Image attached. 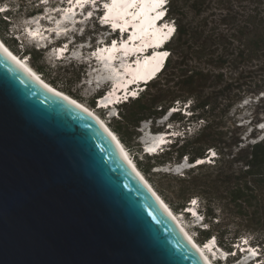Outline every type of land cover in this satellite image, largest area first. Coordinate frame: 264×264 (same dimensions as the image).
<instances>
[{
  "label": "trees",
  "instance_id": "trees-1",
  "mask_svg": "<svg viewBox=\"0 0 264 264\" xmlns=\"http://www.w3.org/2000/svg\"><path fill=\"white\" fill-rule=\"evenodd\" d=\"M40 1L0 0L6 8L0 12V38L6 45L12 21L42 14ZM167 21L175 33L163 49L169 53L163 69L136 97L116 107L110 129L137 154L142 152L135 143L141 123L149 122L153 134L176 130L179 135L158 154L145 153L136 168L148 178L158 177V182L147 181L175 215L188 218L194 210L199 216L198 245L214 241L228 254V264L239 259L235 246L240 242L264 255V137L253 132L262 123L257 115L264 116V0H169ZM30 50L28 60L43 78L46 69L35 55L44 50ZM47 83L55 88L52 80ZM248 99L256 115L249 133L238 119L239 105ZM169 113L167 129L155 128ZM185 163L179 174L152 172Z\"/></svg>",
  "mask_w": 264,
  "mask_h": 264
},
{
  "label": "water",
  "instance_id": "water-1",
  "mask_svg": "<svg viewBox=\"0 0 264 264\" xmlns=\"http://www.w3.org/2000/svg\"><path fill=\"white\" fill-rule=\"evenodd\" d=\"M0 264H209L113 134L2 49Z\"/></svg>",
  "mask_w": 264,
  "mask_h": 264
},
{
  "label": "rangeland",
  "instance_id": "rangeland-1",
  "mask_svg": "<svg viewBox=\"0 0 264 264\" xmlns=\"http://www.w3.org/2000/svg\"><path fill=\"white\" fill-rule=\"evenodd\" d=\"M52 3H55V5H52ZM52 3L51 0H43L38 2L39 6H41L42 8V14L40 15H36L33 17L21 16L15 18L4 34L5 39L9 40V44L6 45L1 38L0 40L5 46H7L8 49L13 50L12 52L20 57V59H25V62L39 76H41L39 72L31 65V58H29L28 60L27 52H30V49L35 48L36 50H38L39 48L44 47V43L46 42V40H48L47 37H51L49 41L53 43L54 46L63 48L61 51H58L59 56H63V52L69 49V53H67L61 61H58L59 59H56L54 51H48L44 54L36 53L35 57L36 59H38V64L44 66L46 69L45 74H43V78L41 76V79L46 83L50 80L55 82V88L59 89L58 91L60 92H62V90L65 91L66 89L70 90V94L68 95L69 97L75 99L79 104L87 107L88 109L93 110L98 115V117H100L105 122V124L109 128H111L110 122H113L114 119H117V109L110 107L106 110L98 109L99 102L101 100L96 101L98 94H101L100 98H103L107 94V91L113 90L111 88V83L113 82L110 76V68L108 67V65H103L100 61L96 62L95 60H93V55L90 54V52L95 50V54H97L100 49L102 50L104 47H109L110 44L115 43H117L116 45L120 44L118 46H121V36H119L118 33L114 35L113 33L109 32V30L100 23L99 15L101 14V9L98 8L97 5V7H95L90 4V7L87 8L84 13H82V17H74L75 14H73V10L74 6L76 5L71 7V4H74V2L70 4V0H52ZM77 3L78 1H76L75 4ZM28 4H30V2ZM4 7L5 6H2L0 7V9L5 10L6 8ZM89 13H91V16L88 15ZM90 17L93 18L90 19ZM65 24H67V26ZM171 25L173 26L172 28H174V25L172 23ZM51 34L53 35L51 36ZM37 37H41L42 42H40ZM123 40H125V38H123ZM113 41H115V43H113ZM131 41H133V39ZM25 50H27V52L23 54V51ZM122 65L123 62L122 59H120L119 63H116V65H114L115 67H113L114 69L120 68L119 70L123 71L124 68L122 67ZM73 69V75L67 74L68 71ZM124 71H126V69ZM78 75L80 76L79 79L75 78L74 81V79L72 78L78 77ZM92 101L95 102L94 107L91 106ZM252 104H254L253 101L250 102V100L248 99L245 100L241 105H239L238 108L240 110L238 119L241 124L248 126V133L252 129V126L250 124L251 120L253 118H256V115H254V112L252 110ZM169 117L170 113L165 115L162 119L158 120L156 124H154L155 128L157 126L161 127L164 125V129H167V125L170 124ZM257 118H261L262 123L257 125L253 132H258V139H262L264 137V116L261 117L260 115H257ZM174 126H176L177 128L178 124H175ZM150 128V123L144 122L143 124L141 123L139 125V128L137 129L138 138L136 139L135 143L139 144V148H141L142 152L140 154L134 153L135 149L130 150L125 145H123V147L128 151L129 158L133 161L135 166L137 160L140 161L144 159L143 157L146 152H153L158 148V144L160 143L159 138L161 141L163 136H170V138H167L168 141H170V139L179 135V133L177 134L176 130L170 133L153 134ZM185 167H188L186 163L184 166L177 164H166L162 167H154L152 169V172L173 171L175 174H179V172H181V170ZM143 177L146 180H153L158 182L157 176L151 175V177L148 178L143 175ZM192 214L195 218H186L184 215H180L179 212L177 213V217L181 222V225L195 240L196 233L194 231V228L198 226L200 218L197 214H195L194 210L192 211ZM207 246L210 247H207L208 252H206V255L213 264H216L220 259L221 261L219 262V264H228L227 262H224V257L225 255H228L227 253L222 250L219 251L216 246L213 245V242H210ZM239 246H241L242 249H249V251L244 254H241L239 252V259L231 264H264V255L261 254L259 249L251 246L249 243L246 244V242H240ZM253 252H256L257 255L254 256ZM231 255H233V253ZM259 256L260 258H258Z\"/></svg>",
  "mask_w": 264,
  "mask_h": 264
},
{
  "label": "bare ground",
  "instance_id": "bare-ground-1",
  "mask_svg": "<svg viewBox=\"0 0 264 264\" xmlns=\"http://www.w3.org/2000/svg\"><path fill=\"white\" fill-rule=\"evenodd\" d=\"M78 0H75V3ZM74 2V1H73ZM133 3V0H120V2L115 3L107 8V12L105 15L108 16L109 19H111L115 24H118L119 21L121 19H124L126 17V14L128 13V9L129 6ZM83 5V2H78L76 4L77 5ZM75 6V7H76ZM2 7V6H0ZM146 9V8H145ZM73 15V14H72ZM133 18H138L140 16H143L141 13L135 14L131 13ZM160 15V14H158ZM67 21V20H66ZM68 22V21H67ZM67 26V24H65ZM70 25V24H68ZM65 26V27H66ZM149 26V22L146 21H142L141 24L139 25V27L137 29H139V31H143V28L145 27L147 29V27ZM77 27V25H76ZM170 29H172V27H168L166 28V30L164 32H162L161 34H158L157 32H154L156 38L163 40L164 38L170 36L171 32ZM38 38V37H37ZM38 40L40 42H42V38H38ZM0 42H2L0 40ZM117 44V43H116ZM116 44H110L112 45L111 47H104L102 50L100 49L99 52L97 54H95V58L98 59V61L102 62V64L104 65H108V67L110 68V76H111V80L114 83V88L112 91H109L108 95H106V97L104 99H101V101L99 102V106L98 109H102V107L107 106L109 103H112V101L114 99H116L117 97H119L120 93H118L119 88H124L127 87V85H129L130 83H132V81L135 80H139V79H150V77L160 68L162 62L164 61L163 56L159 55L160 53L166 52L165 50L162 49H158L155 50V54L152 57H149L152 54V51L147 50L148 48L146 47L147 42L139 44V45H135V44H128L126 42H123L121 46H118ZM5 46V45H4ZM5 48H7V46H5ZM63 48L60 49V51ZM8 53H10V56L13 58H15L14 60L16 62H18L22 67L26 68V70H28L30 73H32L36 78H38L42 83L50 86L49 84H47L46 82H44L41 78H39L37 75V73L24 61H21V59L18 58L17 55H15V53H13L10 49H8ZM123 53V55L125 56H135L136 59V64L135 65H129L127 62L124 63V60H122L123 65L122 67L124 68V66H127L126 71L125 68L123 71L118 69H114V57L117 53ZM140 54L144 55V58L139 57ZM137 55V56H136ZM133 57L131 59V61L133 60ZM114 66V67H113ZM122 69V68H121ZM50 88L54 89L55 91L63 94V92H60L58 90H56L55 88H53L52 86H50ZM65 96L69 97L67 94L64 93ZM74 103H76L77 105H79L80 107H82L85 111H87L89 114H91L94 118H96V120H98L103 126H105L114 136L116 143L118 145V147L120 148V150L122 151V153L124 154V156L126 157V159L128 160V162L131 164L132 167H134V169L137 171V173L143 177V175L139 172V170L136 168V166L134 165L133 161L129 158V156L127 155L126 149L123 148L122 143L120 142V140H118L114 133L111 131V129L105 124V122L98 117V115L93 111L88 109L87 107L79 104L76 100L72 99L71 97H69ZM107 108H109V106H107ZM162 136V135H161ZM159 142H160V138H159ZM203 162V160H200L199 163ZM144 178V177H143ZM144 180L147 182V180L144 178ZM148 183V182H147ZM149 184V183H148ZM150 186V184H149ZM150 188L154 191L155 195L158 197V199L163 203V205H165V207L168 209V211L170 212V214L173 216L174 220L177 222V224L180 226V228H182V231L184 232V234L194 243L196 244V242H194L191 239V236L189 235V233L185 230V228L181 225V222L178 220V218L174 215V213L172 212V210L167 206V204L159 197V195L155 192V190L150 186ZM197 247V246H196ZM207 247L210 246H205L204 248H200L197 247V249L200 251V253L202 254V256H204V258L209 262V264H211V260L207 257L205 250H207ZM211 262V263H210Z\"/></svg>",
  "mask_w": 264,
  "mask_h": 264
},
{
  "label": "snow or ice",
  "instance_id": "snow-or-ice-1",
  "mask_svg": "<svg viewBox=\"0 0 264 264\" xmlns=\"http://www.w3.org/2000/svg\"><path fill=\"white\" fill-rule=\"evenodd\" d=\"M78 2L86 3L87 0H78ZM93 2H95V0H93ZM118 2H120V0H112V3L113 4L118 3ZM153 2L156 3V4H158V5H161L162 6L166 2V0H153ZM104 7L105 8H109L110 6L107 5V4H105ZM2 11H4V10L3 9H0V12H2ZM88 15L91 16V13H89ZM102 19H104L105 21H107L108 16L105 15L104 17H102ZM171 31H174V29H170V32ZM113 43H115V41H113ZM0 49H2L5 53H8L7 48L4 47V44L2 42H0ZM8 54L10 55V53H8ZM159 55H161L163 57H167L169 55V53L163 52V53H160ZM13 59H15V58L13 57ZM233 255H235V254L233 253ZM253 255L255 256V255H257V253L256 252H253Z\"/></svg>",
  "mask_w": 264,
  "mask_h": 264
},
{
  "label": "clouds",
  "instance_id": "clouds-1",
  "mask_svg": "<svg viewBox=\"0 0 264 264\" xmlns=\"http://www.w3.org/2000/svg\"><path fill=\"white\" fill-rule=\"evenodd\" d=\"M168 1H169V0H168ZM168 1H167V6H168ZM4 8H5V7H4ZM164 11H167V7L165 8V10H164ZM104 15H105V14H104ZM166 21H167V19H166ZM167 23H169V22L167 21ZM169 24L171 25V23H169ZM171 27H173V26L171 25ZM174 33H175V27H174ZM174 33H173V34H174ZM52 35H53V34H52ZM52 35H51V36H52ZM171 37H172V36H171ZM171 37H170V38H171ZM170 38H169V39H170ZM168 41H169V40H168ZM52 45H53V46H52ZM48 46H49V47H48L47 49H44V48H42V47H41V48H39V49H42V50H44V53H45V52H48V51H54V53H56V52H55V49H54V50H52V49H53V47H56V46H54V44H53V43L51 44V42H50V43L48 44ZM165 46H166V45H165ZM164 49H165V48H164ZM93 51H95V50H93ZM166 52H167V51H166ZM90 53H91V52H90ZM167 53H168V52H167ZM167 58H168V57H167ZM93 59H94V58H93ZM166 60H167V59H166ZM164 65H165V64H164ZM39 78H40V77H39ZM112 84H113V83H111V85H112ZM112 86H113V85H112ZM111 88H112V87H111ZM142 89H143V88H142ZM142 89H141V90H142ZM109 91H110V90H109ZM109 91H107V92H109ZM139 91H140V90H139ZM139 91H138V90H137V91H135V93H136V96H137V94H138V92H139ZM97 99H100V97H99V98H97ZM97 99H96V101H97ZM101 99H103V98H101ZM128 99H129V98H128ZM116 107H117V106H116ZM116 107H115V108H116ZM214 243H215V242H214Z\"/></svg>",
  "mask_w": 264,
  "mask_h": 264
},
{
  "label": "built area",
  "instance_id": "built-area-1",
  "mask_svg": "<svg viewBox=\"0 0 264 264\" xmlns=\"http://www.w3.org/2000/svg\"><path fill=\"white\" fill-rule=\"evenodd\" d=\"M41 78V76H39Z\"/></svg>",
  "mask_w": 264,
  "mask_h": 264
}]
</instances>
